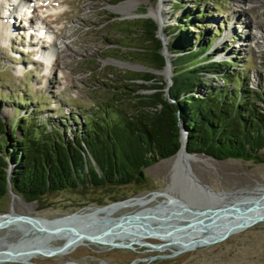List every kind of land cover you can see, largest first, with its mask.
Wrapping results in <instances>:
<instances>
[{
    "label": "rangeland",
    "instance_id": "1",
    "mask_svg": "<svg viewBox=\"0 0 264 264\" xmlns=\"http://www.w3.org/2000/svg\"><path fill=\"white\" fill-rule=\"evenodd\" d=\"M30 2L29 9L22 8L20 13L23 11L24 15L22 12L15 21L16 25H25L32 15L29 33L15 41L8 28V34L0 32V117L3 119L11 120L32 111L36 113L37 121L46 123L48 130L63 123L67 136L72 137V130L83 121L82 112L88 111L98 100L154 92L148 88L133 91L130 84L165 82L161 69L150 67L147 62L145 54L152 51V43L145 39L139 22H135L152 20L156 24L154 36L159 39L158 23L149 15L156 6H160L166 15L165 25L159 31L167 40L165 46L170 66L173 55L167 44L179 30L180 16L187 11L192 15L187 26L189 34L186 35L196 41L194 48L200 42L207 43L211 37L206 54L215 51L213 60L230 61L233 65L231 70L241 72V78L248 76L250 88L264 85V0H167L161 5L160 0H52L53 5L48 7L52 11L39 7L47 4L48 0ZM125 2L129 3L125 11L116 10V6ZM243 8L248 9L244 12ZM199 12L204 15L195 18ZM37 15L48 16L44 18L49 26L47 32L38 33ZM16 37L19 38L18 35ZM65 41H70L75 51H63L62 42ZM40 49L45 51L41 53ZM51 50H55L54 54L48 56ZM144 72L153 74L154 78L142 80L139 75ZM215 83L222 84L223 81L217 79ZM122 85H127V88H122ZM72 115L76 117V123L72 121ZM201 156L203 160L196 157L197 161L189 162L190 171L200 183L214 191L236 187L248 189L259 182L264 184V162ZM169 158L143 168L139 181L125 185L62 189L44 194L40 201H26L16 193L7 192L0 202V213L13 207L16 212L53 218L81 211L87 206H101L136 196L114 215L134 212L163 199L161 195L149 193L162 191L168 185L169 172L175 165L171 160L166 161ZM191 192L194 195L187 200L194 208L213 202L195 187ZM14 197L17 200L13 201ZM150 198L153 201H149ZM144 202L147 203L140 206ZM130 205L132 207H127ZM20 236L21 232L13 225L0 229V249L2 243H14ZM201 238V235L195 236L193 241ZM114 241L131 244L134 248H114L90 242L86 246L69 248L64 253H37L27 262L8 261L3 264H63L65 261L80 264H264V221L222 241L177 254L173 252L178 247L155 250L122 237ZM147 241L152 244L165 242L153 237ZM62 244L54 240L40 248L47 250ZM184 246L181 244L179 247Z\"/></svg>",
    "mask_w": 264,
    "mask_h": 264
},
{
    "label": "trees",
    "instance_id": "2",
    "mask_svg": "<svg viewBox=\"0 0 264 264\" xmlns=\"http://www.w3.org/2000/svg\"><path fill=\"white\" fill-rule=\"evenodd\" d=\"M191 15L185 11L180 16L179 30L167 44L173 55L168 88L173 101L165 96L163 81L132 83L133 91L154 92L98 100L82 112L83 121L72 137L63 123L48 130L32 111L11 120L0 117V202L7 195L8 180L11 190L26 201H40L44 194L62 189L139 181L143 168L178 149V122L187 129L189 152L264 162V85L250 88L248 76L241 78V72L231 70L230 61L213 60L215 51L206 54L211 37L194 48L196 41L187 36ZM203 15L199 12L195 18ZM135 22L152 43L147 62L162 69L156 24L150 19ZM139 78L154 77L144 72ZM217 79L223 83H215ZM72 121L77 122L74 115Z\"/></svg>",
    "mask_w": 264,
    "mask_h": 264
},
{
    "label": "water",
    "instance_id": "3",
    "mask_svg": "<svg viewBox=\"0 0 264 264\" xmlns=\"http://www.w3.org/2000/svg\"><path fill=\"white\" fill-rule=\"evenodd\" d=\"M157 33L161 40V54L164 58V66L160 70L164 80L165 88L164 94L170 100L173 101L168 93V88L171 85L172 77V63L169 67V72L164 73L168 67L167 59L168 54L166 50L164 35L159 31L157 26ZM167 38V37H166ZM171 55V54H169ZM142 68L144 67L141 65ZM136 66L135 67H141ZM148 71H155L148 69ZM179 127V147L176 152L170 156H175L178 152L182 155H202V153L189 152L187 150V129L181 124L177 123ZM10 169H7L8 179L10 175ZM171 193L178 196L183 205L180 207L178 215H173V211L168 209L170 204L164 201H159L156 204L148 207H144L134 212L121 213L118 216L113 215L114 211L109 212L108 215H100L98 217L82 214L81 211H74L69 214H64L58 217L46 218L42 216H29L24 213H0V229L13 225L15 229L21 232L20 238L14 242V244L7 246L9 243H2L4 250H0L1 254L17 255L23 250H29L30 253H42L44 255H54L66 251V249L76 244L78 241L86 240L89 242L106 243L109 247H127L134 248L131 244H122L120 242L113 241L115 238H119L123 235H135L142 234L143 236H156L170 238L176 233L185 231H193L198 227V230L207 231L204 227L211 225L218 226L219 222H222V218H230V224L224 230L211 236L210 239L203 240L205 244L216 243L226 239L229 235L242 231L253 224L264 221V190L255 195H248L249 189L247 188H231L227 190L214 191L209 186L202 184L191 173L187 162L183 161L181 165L173 169L169 178ZM169 184V183H168ZM168 186V185H167ZM167 186L163 189L165 190ZM195 187L209 198L213 199V202H209L203 206L193 207L190 201L187 200L194 195L191 189ZM8 192L15 194L10 187L8 180ZM154 192V191H152ZM151 192V193H152ZM191 192V194H189ZM18 195V194H16ZM134 197H129L119 201H114L101 206H92L99 212L102 209L109 208L115 204L129 201ZM172 202L177 199L172 198ZM164 203V204H162ZM89 207V206H87ZM86 208V207H85ZM12 209V208H11ZM10 209V211H11ZM262 212H260V211ZM259 211V212H257ZM9 212V211H8ZM188 212L195 215L194 217L183 216L182 214ZM256 212V214H254ZM172 218H178L171 221ZM177 222V223H176ZM224 222V221H223ZM155 223V225H153ZM139 230V231H137ZM34 233L36 243L29 244L30 239H27V235ZM67 236V240L61 246H54L47 250H40L38 246L45 242H48L52 237ZM1 240V238H0ZM25 242V243H24ZM24 243V245H23ZM20 246H18V245ZM188 243L184 244L187 245ZM201 243H193L186 246L183 249H190ZM149 246H156V244L149 243ZM11 246H15L11 249ZM29 248V249H27ZM183 249L174 251L177 254L182 252ZM63 264H80L75 261H65Z\"/></svg>",
    "mask_w": 264,
    "mask_h": 264
},
{
    "label": "bare ground",
    "instance_id": "4",
    "mask_svg": "<svg viewBox=\"0 0 264 264\" xmlns=\"http://www.w3.org/2000/svg\"><path fill=\"white\" fill-rule=\"evenodd\" d=\"M30 1L31 0H0V28L2 30L0 32L2 33V35L8 34L7 33V28H8L11 37L12 38L15 37L14 40L16 41V39H20L21 40L23 37H25L24 36L25 34L27 35L29 33L28 32V27H32V23H33L32 15L29 17L30 19H28V21H27V23L25 25H20V26L16 25L15 21L18 19L17 18L18 16H20L22 14L24 15L23 11H22L23 13L21 12L22 14L20 13L22 8H25L26 10L29 9L28 7L30 6V3H31ZM37 1L38 0H34V2H37ZM49 1L50 0H48L47 4H44L43 6H39V7L43 8V9H46V11H48L49 10L48 7L53 5L52 2H51L52 0L50 1V3H49ZM161 3L162 4L163 3H167V0H160V5H161ZM128 6H129V3L125 2L122 5L116 6L115 8H116V10L125 11ZM248 8H243V11L245 12ZM47 14H48V12H47ZM149 15L152 16V18L158 23L157 25L159 27V30L162 31V28L165 25L166 15H165L164 11L160 8V6H156L154 9H152L151 12L149 13ZM44 18H48V16H42V15L41 16H38V15L36 16V20L38 19L37 22H39V24H40L38 27L41 28V30H39V28H38V31H39L38 33L47 32V28H49V26L46 25L47 23L45 22ZM16 35H18L19 38H17ZM29 43H31V42H29ZM62 44H63L62 46H64V49H65L63 51H66V52L67 51H70V52L75 51V48L70 44V41H68V42L65 41V43L62 42ZM40 50H41L40 52L42 53L43 49H40ZM54 51L51 50L48 54L47 53L46 54L48 56H49V54L52 55V54H54ZM60 52H62V51H60ZM56 53H58V57H61V56H59V52L56 51ZM169 61L170 60L168 58L167 59L168 67H167V69L165 70L164 73H168L169 72V67H170ZM196 157H198V158L200 157V160H203V157L201 155H182L181 152H178L175 156H173V157H171V158L166 160V161L171 160L175 164L172 167V169L169 172V174L171 175L172 172H173V169H175L176 167L181 165L183 161L187 162L188 164H189L190 161H197ZM190 158L191 159L194 158L195 160H190ZM169 178H170V176H169ZM248 189H249V191H251V192L248 193V195L252 196V195H255V194L259 193V192H263L264 184L259 182L257 184H253ZM169 190H170V182H169V184H168V186H167V188L165 190L154 191V192L149 193V194L155 195V196L161 195V197H163V199L161 201H164V203L167 202L168 204H170L168 209H171L173 211V215L175 214L177 216H180V215H178V212L180 210V207L183 205V202L180 199H178L179 198L178 196L174 195ZM164 192H167V193H164ZM143 196H145V195H143ZM134 198H136V196ZM172 198L177 199V201L172 202L171 201ZM12 199H13V201L17 200L16 197H14ZM132 199H130V200H132ZM151 200L153 201V198H150L149 201H151ZM129 201L122 202V203H119V204H115V205H113V206H111L109 208L102 209L99 212H96L95 211L96 209L94 207H87V208L82 210V214H85V213H88L87 215L93 214V216H96V217H98L100 215H108L109 212H111V211H114V213L117 212L120 207H124L125 205L128 204ZM157 202H159V201H157ZM146 203L147 202H144L140 206L145 205ZM164 203H162V204H164ZM127 207H132V206L130 205V206H127ZM146 207H148V206H146ZM142 208H140V209H142ZM259 211H257V212H259ZM260 212H262V211H260ZM7 213L12 214V213H16V211L12 207L11 211H9ZM114 213H113V215H114ZM24 214L29 215V216H34L30 212H25ZM254 214H256V212ZM182 215L183 216L187 215L188 217H190V216L194 217L195 216V215L190 214L188 212H185ZM177 219L178 218H172L171 221H174V220H177ZM221 221L222 222H219V225L217 227L214 226V225H211V226H208V227L205 226L204 228L207 229V231H203L202 232L201 230L197 229L198 227H196V229H194L191 232L188 230V231H185V232L176 233L175 235H173L170 238H167V237H156V236H143L142 234L123 235L121 237L124 238V239H127L131 243L141 244V245H144L146 247L153 248L155 250L167 249V248L176 249V247H178L177 249L180 250V249L185 248L186 246H189L190 244L197 243V242L201 243V244H199V245H197L195 247H198V246H201V245H210V244H212V243L205 244V243H202V242H204L203 240H205V239H210L212 235H214L216 233H219L220 231L224 230L230 224V222H228V221H230V218H222ZM153 225H155V223ZM137 231H139V230H137ZM198 235H201L202 238L200 240H198V241H193L195 236H198ZM34 236H35V234L34 233L32 234V232H31V234L25 236V237H27V239L31 240V241H29V244H32L34 242H35V244H37L36 243V238L32 239ZM121 237H119V238H121ZM150 237L157 238L159 240H164L165 242L164 243L162 242L160 244H156V246L152 247V246L147 245V244H149L147 239L150 238ZM119 238H115V239H119ZM54 240L58 241V242H61V243H64L67 240V236L62 235L61 237H52L48 242H45L44 244H41V245H43L42 247H44L49 242L54 241ZM24 243H23V245H24ZM88 243H90V242L86 241V240H81V241H78L76 244L69 246L67 249L72 248V247H77V246H80V245L86 246V245H88ZM185 243H188V244L185 245L184 247H179V246H181V244H185ZM11 244L13 245L14 243H9V244H7V246H9ZM103 244H106V243H103ZM41 245L38 244V245H35V246H38L40 250H43L42 247L40 248ZM18 246H20V245H18ZM6 247H2L0 250H4ZM14 247L15 246H11L10 248L14 249ZM195 247H192L190 249H193ZM27 249H29V248H27ZM190 249H183L182 252L190 250ZM29 251H30V249L29 250H23L21 253H19L17 255H13V256H11V255L9 256V255L0 253V264L6 263L8 261L19 262V263L27 262V261H29L32 257H34L38 253V252L30 253ZM64 252H61V253H64Z\"/></svg>",
    "mask_w": 264,
    "mask_h": 264
}]
</instances>
